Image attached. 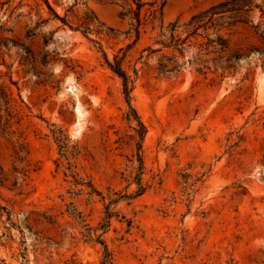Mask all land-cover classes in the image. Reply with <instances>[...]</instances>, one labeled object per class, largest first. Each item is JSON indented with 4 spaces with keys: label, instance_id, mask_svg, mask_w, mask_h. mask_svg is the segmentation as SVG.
Listing matches in <instances>:
<instances>
[{
    "label": "rangeland",
    "instance_id": "obj_1",
    "mask_svg": "<svg viewBox=\"0 0 264 264\" xmlns=\"http://www.w3.org/2000/svg\"><path fill=\"white\" fill-rule=\"evenodd\" d=\"M111 2L48 0L64 26L0 0V264H264V0H167L137 42ZM86 10L111 31L76 30Z\"/></svg>",
    "mask_w": 264,
    "mask_h": 264
},
{
    "label": "trees",
    "instance_id": "obj_2",
    "mask_svg": "<svg viewBox=\"0 0 264 264\" xmlns=\"http://www.w3.org/2000/svg\"><path fill=\"white\" fill-rule=\"evenodd\" d=\"M41 1L43 4L46 5L48 10L52 13L55 19L61 21V23L65 26L66 19L59 18L50 8L48 0H35ZM105 2H111V0H101ZM121 1V12L119 13L118 17L121 21H126L128 25V34L134 33L135 34V42H137L140 38L141 30L148 24L153 23L155 20H159L162 14V8L167 0H154V1H147V0H120ZM228 5V3H222L217 6H213L201 13L193 15L189 21L183 25H179L178 22L169 24L167 27V35H164L161 32L159 37L164 38L157 42L162 49H171L177 50L180 52V48H182L191 38L198 36L199 30H206L208 29V24L213 22V17L224 13L225 10H221L223 7ZM104 29L107 31H111V29L105 28V26L99 22L96 15L90 11L86 10L84 15L78 20V25L76 30H81L83 35H87L89 33H94L96 35H102L104 33ZM181 32L185 35L183 39H181L178 32ZM208 47L213 49L215 53H223L227 51L228 44L227 40L220 34H216L214 40H208L207 43ZM150 53L158 52L159 50H150ZM105 63L107 67L114 73L122 83L123 94L125 96V101L129 105V89L128 85L130 82L129 77L127 76L126 72L122 68L123 59H118L116 56L113 58V62L110 63L107 60L105 54H103ZM204 63H207L205 61ZM169 65L171 69H168ZM177 68L176 62L174 58L167 59V63L162 65L159 64V71L162 73H172L175 72ZM130 111L133 113L135 119V113L130 108ZM143 129V126L138 123ZM142 191V190H141Z\"/></svg>",
    "mask_w": 264,
    "mask_h": 264
}]
</instances>
